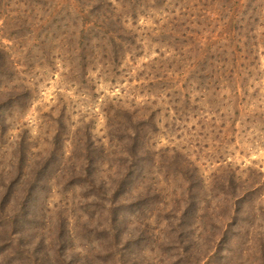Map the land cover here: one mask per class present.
I'll list each match as a JSON object with an SVG mask.
<instances>
[{
  "label": "rangeland",
  "instance_id": "374dc122",
  "mask_svg": "<svg viewBox=\"0 0 264 264\" xmlns=\"http://www.w3.org/2000/svg\"><path fill=\"white\" fill-rule=\"evenodd\" d=\"M0 264H264V0H0Z\"/></svg>",
  "mask_w": 264,
  "mask_h": 264
},
{
  "label": "trees",
  "instance_id": "16d2710c",
  "mask_svg": "<svg viewBox=\"0 0 264 264\" xmlns=\"http://www.w3.org/2000/svg\"><path fill=\"white\" fill-rule=\"evenodd\" d=\"M3 210V209H2Z\"/></svg>",
  "mask_w": 264,
  "mask_h": 264
}]
</instances>
